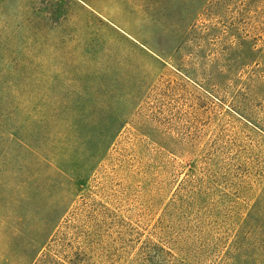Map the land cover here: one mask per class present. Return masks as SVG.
Returning <instances> with one entry per match:
<instances>
[{"label": "rangeland", "instance_id": "374dc122", "mask_svg": "<svg viewBox=\"0 0 264 264\" xmlns=\"http://www.w3.org/2000/svg\"><path fill=\"white\" fill-rule=\"evenodd\" d=\"M0 42V264H127L264 195V0H0Z\"/></svg>", "mask_w": 264, "mask_h": 264}, {"label": "trees", "instance_id": "16d2710c", "mask_svg": "<svg viewBox=\"0 0 264 264\" xmlns=\"http://www.w3.org/2000/svg\"><path fill=\"white\" fill-rule=\"evenodd\" d=\"M0 46L3 47L1 42ZM51 115L56 119L61 112L59 110ZM0 129L6 130L2 126ZM17 139L19 141H15L22 147L35 146L26 137L19 135ZM175 203L172 202L168 209H172ZM208 207L202 205L198 215L185 217L182 225H176L171 217L160 218L154 231L143 241L140 233L133 231L131 234L134 237L129 241L136 240L137 244L132 245L133 251L130 250L132 254L127 264H209V260H214L212 264H264V195L228 230H211L214 225L220 224L219 218L214 215L221 207L217 204ZM207 225L212 228L206 229ZM125 246L122 245V250ZM41 251L38 250L34 262L42 261L50 254L45 253L41 257ZM57 256L50 257L52 263L60 260L56 259ZM99 264L121 263L111 260V256L103 251L99 252Z\"/></svg>", "mask_w": 264, "mask_h": 264}]
</instances>
